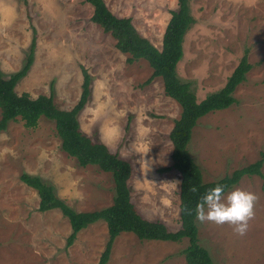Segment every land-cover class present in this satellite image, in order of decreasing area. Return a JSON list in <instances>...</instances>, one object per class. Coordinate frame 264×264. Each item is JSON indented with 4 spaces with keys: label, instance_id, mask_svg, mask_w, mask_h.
I'll return each instance as SVG.
<instances>
[{
    "label": "rangeland",
    "instance_id": "1",
    "mask_svg": "<svg viewBox=\"0 0 264 264\" xmlns=\"http://www.w3.org/2000/svg\"><path fill=\"white\" fill-rule=\"evenodd\" d=\"M118 16L161 46L177 0H105ZM194 24L183 41L178 75L190 81L198 100L221 88L247 51L252 67L233 95L236 102L200 117L189 152L204 181L216 180L260 157L264 150V0H190ZM86 0H0V70L9 75L25 62L35 37L33 63L17 92L53 94L68 109L80 97L82 68L90 95L78 114L80 129L131 163L132 201L150 220L180 227V177L172 164L169 137L179 103L166 95L161 77L145 59L128 62L115 38L91 20ZM264 174V163L261 167ZM39 176L76 211L112 203L113 178L97 165L81 166L61 148L53 120L35 127L22 120L0 129V264H96L108 239L104 220L81 229L67 246L68 218L57 209L38 210L37 190L21 174ZM176 182H179L178 184ZM260 175H244L236 188L256 194L255 216L244 236L231 225L199 222V243L213 264H264V190ZM181 241L141 240L132 232L114 239L106 264H187Z\"/></svg>",
    "mask_w": 264,
    "mask_h": 264
},
{
    "label": "trees",
    "instance_id": "2",
    "mask_svg": "<svg viewBox=\"0 0 264 264\" xmlns=\"http://www.w3.org/2000/svg\"><path fill=\"white\" fill-rule=\"evenodd\" d=\"M86 1L93 6L91 20L115 38V46L121 52L129 54L127 61L145 59L152 68V74L146 82L155 76L161 77L165 94L176 100L181 107L180 115L169 133L172 143V164L164 168V170L174 168L179 173L180 227L177 230H169L162 221L143 217L131 197L129 187L131 163L118 153L112 152L105 143L93 140L80 129L78 114L90 95L91 76L86 69L82 68L80 97L68 109L57 107L52 93L31 96L28 92L16 91L17 83L28 73L33 63L35 37L32 38L24 64L18 70L9 75L3 74L0 70V129H5L10 121L15 120H22L26 127H35L43 116L53 120L56 133L61 139V148L69 156L74 157L81 166L97 165L101 170L111 174L114 196L112 203L101 209L76 211L55 194L52 185L44 182L39 176L22 173L21 180L37 190L38 210L57 208L68 218L71 232L67 237V246L73 243L81 229L98 220L105 221L108 239L96 264H106L112 243L120 232H132L141 240L181 241L187 238L188 245L182 251L186 263L213 264L209 251L199 243L195 214L188 216L181 210L185 206L194 209L199 196L217 184H223L226 186L225 191L229 190L244 175H260L261 188L264 190V174L261 171L264 150L256 161L216 180L206 182L202 178L200 166L189 152L188 145L192 129L200 117L211 111L227 108L236 102L233 93L246 79V73L252 67L248 61V52L241 56L221 88L198 100L190 81L183 80L177 72V64L183 57L184 36L195 22L190 0H177V8L170 11L171 15L164 28L160 47L137 30L130 16L114 14L105 0ZM192 186L197 187L196 194L189 191Z\"/></svg>",
    "mask_w": 264,
    "mask_h": 264
},
{
    "label": "clouds",
    "instance_id": "3",
    "mask_svg": "<svg viewBox=\"0 0 264 264\" xmlns=\"http://www.w3.org/2000/svg\"><path fill=\"white\" fill-rule=\"evenodd\" d=\"M225 189V185L217 184L199 196L194 209L185 206L181 211L188 216L195 214V219L201 223L207 221L216 225H231L235 234L244 236L255 216L258 197L239 188L227 193ZM189 191L196 194L198 189L192 186Z\"/></svg>",
    "mask_w": 264,
    "mask_h": 264
}]
</instances>
